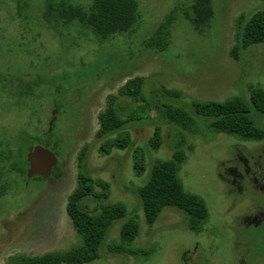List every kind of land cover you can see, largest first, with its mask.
<instances>
[{
  "label": "rangeland",
  "instance_id": "1",
  "mask_svg": "<svg viewBox=\"0 0 264 264\" xmlns=\"http://www.w3.org/2000/svg\"><path fill=\"white\" fill-rule=\"evenodd\" d=\"M62 1L87 9L93 0H0V141L11 138L16 144L18 136H36L48 128L56 110L48 147L60 163L48 180L7 177L17 183L0 198V264L10 257L62 251L77 243L66 202L77 186L78 154L83 148L89 175L109 185L104 202H122L127 208L126 218L107 231L99 259L84 264H264V219L243 223L246 217L264 213V193L248 182L240 192L229 191L230 184L221 179L226 175L224 167L238 166L239 156L250 166L257 162L264 168V139L244 141L214 134L204 122L200 124L199 116L200 133L193 135L160 121L151 110L142 114L147 115L144 122L128 126L131 147L102 154V139L96 137L98 113L106 107L107 97L118 94L129 78H144L142 92L150 104L186 108L192 100L221 101L233 95L248 99V84L264 89V43L240 51L238 59L231 55L236 19L262 8L261 0H212L214 15L201 32L183 15L190 0H136L133 31L106 40L77 22L67 26L56 21ZM171 15L175 20L169 27L167 48L145 47V40ZM17 78L22 87L15 90L11 81ZM25 86L31 87L27 95ZM163 87L181 96L172 97ZM250 116L264 128V116L252 106ZM149 119L158 120L162 127L157 152L147 144L153 130ZM180 133L187 139L180 178L185 189L201 196L208 208V222L198 234L188 229L183 212L171 207L148 226L137 194L154 159L171 158ZM30 144L41 145L23 141ZM136 146L144 149L146 157L140 177L132 169ZM226 178L232 179L228 174ZM85 203L97 212V202ZM128 218L139 222L131 247L146 251V256L111 253L107 248L118 239L119 227Z\"/></svg>",
  "mask_w": 264,
  "mask_h": 264
},
{
  "label": "trees",
  "instance_id": "2",
  "mask_svg": "<svg viewBox=\"0 0 264 264\" xmlns=\"http://www.w3.org/2000/svg\"><path fill=\"white\" fill-rule=\"evenodd\" d=\"M184 8L183 15L192 28L201 32L206 28L214 15L212 0H190ZM264 4V0H261ZM56 15V21L64 25L77 22L81 27H88L99 38L106 40L115 38L118 34L133 31L138 18V3L136 0H93L87 9L62 1ZM171 14V13H170ZM175 20L166 16L165 20L145 40V47L153 49L157 44L159 50H165L170 39V28ZM172 21V22H171ZM236 44L231 49L234 59L239 53L253 45L264 43V6L249 17L241 14L235 24ZM144 78L133 77L119 88L118 94L107 97L106 107L97 115L98 129L96 137L102 139L99 151L108 154L112 149L124 150L131 147V136L127 128L132 123L144 122L146 111H153L160 121L190 134H198L200 124L204 122L208 130L214 134H225L239 140L261 141L264 139V128L258 127L250 116V106L264 116V89L255 84H248V99L233 95L224 100H192L190 109L172 103L158 105L150 102L142 92ZM21 79L11 81V87L19 88ZM22 87V86H21ZM172 96L180 97L177 91L162 88ZM25 95L31 92V87L25 86ZM18 95L22 98L21 94ZM120 97L129 99L125 104ZM153 130L148 139V147L157 152L162 145V127L158 120L149 119ZM54 125V124H53ZM54 127V126H53ZM53 128H47L36 136H18L17 143L12 139L0 141V198L13 190L17 181H8L7 177L15 175L25 180L27 172V155L33 145H23L32 141L49 148V137ZM44 143V144H42ZM187 139L180 133L173 145L170 159L156 158L151 163L150 172L145 182L137 187L144 221L151 226L167 207L176 208L183 212L187 227L200 233L208 222V208L196 193L187 191L180 178V171L186 161L184 147ZM27 146L26 149H23ZM192 149V146H187ZM50 149V148H49ZM85 148L78 154L79 172L77 186L70 193L66 202V213L78 235V241L72 247L62 251H53L35 256L18 255L10 257L6 264H84L99 259L101 247L107 231L118 220L127 216V208L122 202H104L108 198V183L92 178L84 166ZM60 168L52 169L51 177L42 175L32 179L52 178ZM132 169L135 176L140 177L146 170L145 151L136 146L132 149ZM27 179V178H26ZM98 187L100 190H97ZM91 199L98 203L97 212L88 209L85 201ZM139 233V222L134 218L126 219L119 227L118 239L107 246L111 253L128 254L131 256L147 255V252L134 249L131 244Z\"/></svg>",
  "mask_w": 264,
  "mask_h": 264
},
{
  "label": "flooded vegetation",
  "instance_id": "3",
  "mask_svg": "<svg viewBox=\"0 0 264 264\" xmlns=\"http://www.w3.org/2000/svg\"><path fill=\"white\" fill-rule=\"evenodd\" d=\"M237 160L238 166L224 167V172H226V175H230L232 179H227L226 175H224V177H221L222 181L230 184L231 188L229 191L235 189L236 191L240 192L243 188L244 182H248L251 186L254 187L255 190H259L264 193V168L262 166V163L253 162V165L250 166L249 163L240 156ZM263 219L264 213L258 212L252 216L244 218L243 223L257 224Z\"/></svg>",
  "mask_w": 264,
  "mask_h": 264
},
{
  "label": "water",
  "instance_id": "4",
  "mask_svg": "<svg viewBox=\"0 0 264 264\" xmlns=\"http://www.w3.org/2000/svg\"><path fill=\"white\" fill-rule=\"evenodd\" d=\"M57 118V111L54 110L51 113V118L48 122V128L51 129L53 123ZM27 172L26 178L42 175L44 177H50L53 167L59 165L55 154L48 148L41 145H35L27 154Z\"/></svg>",
  "mask_w": 264,
  "mask_h": 264
}]
</instances>
